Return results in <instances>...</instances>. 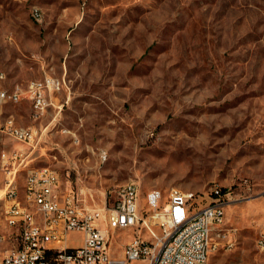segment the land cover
I'll list each match as a JSON object with an SVG mask.
<instances>
[{"label": "rangeland", "instance_id": "rangeland-1", "mask_svg": "<svg viewBox=\"0 0 264 264\" xmlns=\"http://www.w3.org/2000/svg\"><path fill=\"white\" fill-rule=\"evenodd\" d=\"M0 69L7 88L63 83L37 121L27 100L4 108L37 131L32 146L0 133V153L27 155L22 179L51 167L95 206L134 181L143 210L152 188L202 206L217 185L228 192L212 239L232 240L207 264H264V0H0Z\"/></svg>", "mask_w": 264, "mask_h": 264}, {"label": "built area", "instance_id": "built-area-1", "mask_svg": "<svg viewBox=\"0 0 264 264\" xmlns=\"http://www.w3.org/2000/svg\"><path fill=\"white\" fill-rule=\"evenodd\" d=\"M31 13L41 19L37 8ZM6 78L0 69V133L32 146L38 141L34 126L16 124L4 108L27 100L37 121L54 105L62 80L44 74L24 87L7 88L1 85ZM26 157L16 149L0 153V248L12 240L11 248L0 251V264H207L209 229L225 217L228 191L222 187L212 186L210 201L202 206L197 195L170 188L163 199L161 190L152 188L145 194L143 210L140 188L129 181L108 190L102 205L95 206L81 192L64 189L58 172L44 166L26 172L20 197L17 176L28 165ZM125 231L129 236L115 256L111 239ZM71 233L81 234L79 244H70ZM258 243L264 247L262 237Z\"/></svg>", "mask_w": 264, "mask_h": 264}, {"label": "crops", "instance_id": "crops-1", "mask_svg": "<svg viewBox=\"0 0 264 264\" xmlns=\"http://www.w3.org/2000/svg\"><path fill=\"white\" fill-rule=\"evenodd\" d=\"M4 111H5V109H4ZM23 181H24V179H22V177H21V175L20 174H18V176H17V188H18V191H19V196L21 197L22 196V193H23V191H22V187H23ZM0 186L2 185V181H0ZM215 228V227H214ZM213 228V229H214ZM213 229H212V232H213ZM212 232H211V242H212V247L211 248H213V247H219V246H221V248H223V247H225V246H228V245H230V242H231V240L232 239H229V233L227 234V232L224 234V236H223V238L222 239H219L218 241H217V238L216 239H214L215 240V242H214V240L212 239L213 238V236H212ZM73 235H76V234H80V233H72ZM80 236H81V234H80ZM81 242V241H80ZM210 248V249H211ZM209 252H210V250H209ZM208 257H209V253H208ZM208 261V260H207Z\"/></svg>", "mask_w": 264, "mask_h": 264}, {"label": "bare ground", "instance_id": "bare-ground-1", "mask_svg": "<svg viewBox=\"0 0 264 264\" xmlns=\"http://www.w3.org/2000/svg\"><path fill=\"white\" fill-rule=\"evenodd\" d=\"M38 13V12H37ZM40 13V12H39ZM38 13V14H39ZM39 17H40V14H39ZM177 191H183V190H180V189H177ZM184 194H187V195H196V193L194 191H184ZM211 232H212V229H209V236H211Z\"/></svg>", "mask_w": 264, "mask_h": 264}]
</instances>
